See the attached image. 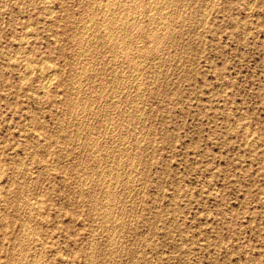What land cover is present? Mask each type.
<instances>
[{
  "label": "rangeland",
  "instance_id": "obj_1",
  "mask_svg": "<svg viewBox=\"0 0 264 264\" xmlns=\"http://www.w3.org/2000/svg\"><path fill=\"white\" fill-rule=\"evenodd\" d=\"M107 1L0 0V264H264V0Z\"/></svg>",
  "mask_w": 264,
  "mask_h": 264
},
{
  "label": "bare ground",
  "instance_id": "obj_2",
  "mask_svg": "<svg viewBox=\"0 0 264 264\" xmlns=\"http://www.w3.org/2000/svg\"><path fill=\"white\" fill-rule=\"evenodd\" d=\"M101 1V0H100ZM129 2L130 4V11L129 12H127L126 14H124V15H121L120 17H117V18H114L113 16H115V15H110L111 13H113L112 11H114V9H115V7L114 6H110V4H115V3H124V2ZM158 1V0H157ZM160 1V0H159ZM168 1V0H167ZM139 2V1H138ZM137 2V0H113V1H111L110 2V0L109 1H107L106 3V5L107 6H105L104 8L102 7V9H101V6H100V14H103V17L101 18V23H99L103 28H100L103 32H104V39L106 40L107 39V41L109 42H113L112 44L116 47V48H118L119 46V44L121 43H123V38H125L130 32L132 33V30H135L136 28H137V30H139L138 31V35L140 34L142 37H144V38H147V39H149V41L151 40L152 42H157V43H160V41L158 42V39H161L162 40V38L161 37H163V35H161L162 34V28H166V26H162V24L164 23V22H162L161 23V26H162V28L161 27H159V30H158V28H150V27H146V28H144V27H138V25H139V19H141L140 17H139V19H138V16L135 14V12H134V10H136V7H139L138 5H140L139 3ZM141 2V1H140ZM145 2V1H144ZM144 2H143V4H144ZM151 2V3H150ZM152 2H154V3H156L155 1H152V0H149V1H147L146 2V4H144V5H148V6H150V5H152L153 3ZM186 2V1H185ZM89 3V2H88ZM103 3V2H102ZM110 3V4H109ZM164 3V2H163ZM176 3V2H175ZM24 4V3H23ZM98 4V3H97ZM103 4H105V1H104V3ZM165 4H167V3H165ZM50 5V4H49ZM119 5V4H118ZM117 5V6H118ZM142 5V4H141ZM160 5H162V4H160ZM159 5V6H160ZM99 6V5H98ZM104 6V5H103ZM128 6V5H127ZM163 6V5H162ZM180 6H182V5H180ZM210 6V5H209ZM249 6V5H248ZM94 7H96V5L94 6L93 5V8ZM154 7V6H153ZM164 7V6H163ZM99 8V7H98ZM141 8V7H140ZM142 8H143V6H142ZM148 8V7H147ZM150 8H152V7H150ZM124 9V8H123ZM123 9H122V11H123ZM157 9V8H156ZM164 9V8H163ZM96 10V9H95ZM129 10V9H128ZM139 10V11H138ZM144 10V9H143ZM143 10H142V12H143ZM148 10H149V8H148ZM152 10V9H151ZM150 10V11H151ZM153 10H154V8H153ZM179 10V9H178ZM90 11V10H89ZM88 11V12H89ZM127 11V10H126ZM125 11V12H126ZM137 11L138 12H140V9H138L137 8ZM145 11V10H144ZM147 11V10H146ZM145 11V12H146ZM156 11V10H155ZM155 11H153V12H155ZM165 11V10H164ZM201 11V10H200ZM96 12H98V11H96ZM119 12H120V10H119ZM125 12H123V13H125ZM176 12V11H175ZM179 12V11H178ZM90 13H92V12H90ZM90 13H88L89 15H91ZM147 13V12H146ZM158 13H160V16H159V18H162V16H161V7H159V12ZM187 13V12H186ZM201 13V12H200ZM94 14V13H93ZM97 14V13H96ZM116 14V13H115ZM120 14H122V13H120ZM151 14V13H150ZM153 14V13H152ZM155 14V13H154ZM166 14V13H165ZM98 15V14H97ZM118 15V14H117ZM162 15H163V12H162ZM167 15V14H166ZM93 15H91V16H89V18L90 17H92ZM96 16V15H95ZM94 16V17H95ZM151 15H149V16H147L148 17V21H150L151 23H153V21H152V16L150 17ZM87 17H88V15H87ZM101 17V16H100ZM96 18V17H95ZM156 19V18H155ZM145 20V19H144ZM157 20V19H156ZM85 21H87V19L85 20ZM90 21V19L88 20V22ZM94 21V20H93ZM98 21V20H97ZM141 21V20H140ZM143 21V20H142ZM88 22H84V24H82L83 25V27H82V29H87L89 26H90V23L89 24H87ZM146 22V21H145ZM96 23V22H95ZM141 23V22H140ZM147 23V22H146ZM156 23V22H155ZM89 25V26H88ZM119 25L121 26V29L123 30V31H121V32H123V34L122 35H119L118 36V34H116L117 33V31L116 32H113V30L114 29H109V28H111V27H114V26H117V28H119ZM99 26V25H98ZM142 26V25H141ZM146 26H148V25H146ZM76 27V26H75ZM195 27V26H194ZM116 28V27H115ZM252 28V27H251ZM34 29V28H33ZM91 29V28H90ZM90 29H88V30H90ZM94 29V28H93ZM129 29L131 30L130 32H128L129 31ZM80 32H81V30H80ZM84 32H85V30H84ZM140 32V33H139ZM186 32V31H185ZM33 33V32H32ZM31 33V34H32ZM100 33H101V31H100ZM99 33V34H100ZM178 33V32H177ZM28 34V33H27ZM85 34V33H84ZM166 34V33H165ZM170 34V33H169ZM131 35V34H130ZM139 35V36H140ZM161 36V37H160ZM179 36V35H178ZM100 37H103V36H100ZM131 37H132V35H131ZM136 37V36H135ZM160 37V38H159ZM28 38V37H27ZM73 38V37H72ZM97 39V38H96ZM101 39V38H100ZM123 39V40H122ZM131 39V38H130ZM172 39V38H171ZM71 41V40H70ZM95 41V40H94ZM102 41H104V40H102ZM118 42H119V44H118ZM135 42V41H134ZM139 42V41H138ZM172 42V41H171ZM126 43H128V42H126ZM157 43H156V46H157ZM111 44V45H112ZM110 45V44H109ZM123 45V44H122ZM126 45V44H125ZM128 45V44H127ZM126 45V46H127ZM165 45H167V44H165ZM79 46V45H78ZM150 46H152V45H150ZM154 46V45H153ZM110 48V47H109ZM123 48H126V47H123ZM130 49V48H129ZM138 49V48H137ZM145 49V48H144ZM189 49V48H188ZM20 50V49H19ZM116 50V49H115ZM127 50V48L126 49H124L123 51L121 50V48H120V51H122V52H125ZM136 50V49H135ZM138 50H140V48L138 49ZM179 50V49H178ZM86 51V50H85ZM83 52V51H82ZM112 52H113V50H112ZM132 52V51H131ZM136 52H139V51H136ZM146 52V51H145ZM165 52V51H164ZM115 53V52H114ZM87 55V54H86ZM89 55V54H88ZM120 55V54H119ZM126 55V54H125ZM129 55V54H128ZM142 55H143V53H142ZM94 56H95V54H94ZM116 55H113V57H115ZM133 56V55H132ZM80 56H78V58H79ZM98 57V56H97ZM117 57H120V56H118V54H117ZM122 57V56H121ZM123 58V57H122ZM110 59V58H109ZM157 59H158V57H157ZM6 60V59H5ZM132 60V59H131ZM135 60H136V58H135ZM109 61V60H108ZM154 61V60H153ZM174 61V60H173ZM87 62V61H86ZM85 62V63H86ZM99 62V61H98ZM135 62V61H134ZM104 63V62H103ZM120 63V62H119ZM162 63V62H161ZM133 65V64H132ZM52 66V65H51ZM74 66V65H73ZM134 66V65H133ZM27 67V66H26ZM28 67H30L29 65H28ZM50 68V67H49ZM84 68V67H83ZM112 68V67H111ZM163 68V67H162ZM24 69H25V67H24ZM28 69V68H27ZM30 69V68H29ZM26 70V69H25ZM31 71H32V68L30 69ZM29 70V71H30ZM82 70H84V69H82ZM81 70V71H82ZM31 71L29 72V74L31 73ZM39 71H41V70H39ZM53 71H54V69L52 70V67H51V69H48V70H46V71H43V73H42V78H43V85H47L49 82H50V80L52 79V78H55V77H52L53 75H54V73H53ZM96 71V70H95ZM132 71V70H131ZM26 72H28V71H26ZM118 72V71H117ZM157 72V71H156ZM24 73H25V71H24ZM86 73V72H85ZM84 73V74H85ZM93 73V72H92ZM95 73V72H94ZM123 73V72H122ZM157 74V73H156ZM95 75V74H94ZM145 76V75H144ZM41 78V77H40ZM78 78V77H77ZM94 80V79H93ZM76 83V82H75ZM102 83V82H101ZM130 83V82H129ZM130 84H132V83H130ZM43 85H42V87H43ZM85 85V84H84ZM45 86H44V89H45ZM73 86H74V84H73ZM45 91V90H44ZM95 92V91H94ZM143 92V91H142ZM76 93V92H75ZM108 93V92H107ZM117 93V92H116ZM127 93V92H126ZM43 94V93H42ZM81 94V93H80ZM89 94V93H88ZM43 96V95H42ZM126 96V95H125ZM88 98V97H87ZM72 100H73V98H72ZM99 104H101V103H99ZM107 104V103H106ZM76 105V104H75ZM222 106V105H221ZM96 107V106H95ZM105 107V106H104ZM119 107V106H118ZM83 108V107H82ZM86 108V107H85ZM90 108V107H89ZM122 108V107H121ZM139 112V111H138ZM121 113V112H120ZM92 114V113H91ZM144 114V113H143ZM110 115V114H109ZM83 117V116H82ZM90 117V116H89ZM122 117V116H121ZM68 119V118H67ZM77 120V119H76ZM108 120V119H107ZM120 120V119H119ZM87 121H89V120H87ZM105 123V122H104ZM109 123V122H108ZM139 123V122H138ZM70 124V123H69ZM133 124H135V123H133ZM72 125V124H71ZM80 125V124H79ZM113 126V125H112ZM127 126V125H126ZM118 127V126H117ZM115 130V129H114ZM140 130V129H139ZM138 131V130H137ZM35 132V131H34ZM38 132V131H37ZM89 134V133H88ZM115 134V133H114ZM128 135V134H127ZM102 136V135H101ZM56 138V137H55ZM100 138V137H99ZM128 139V138H127ZM246 139V138H245ZM55 141V140H54ZM115 142V141H114ZM95 144V143H94ZM121 144V143H120ZM107 145V144H106ZM136 145V144H135ZM139 145V144H138ZM137 146V145H136ZM91 148H92V146H91ZM107 148V147H106ZM132 150V149H131ZM97 152V151H96ZM126 153V152H125ZM121 154V153H120ZM130 160V159H129ZM85 161V160H84ZM83 162V161H82ZM21 163H23V162H21ZM125 163V162H124ZM136 164V163H135ZM46 166V165H45ZM103 167V166H102ZM130 168V167H129ZM89 169V168H88ZM115 169V168H114ZM25 172V171H24ZM101 172V171H100ZM143 174V173H142ZM130 175H131V173H130ZM9 181V180H8ZM86 181V180H85ZM84 181V182H85ZM131 181V180H130ZM83 183V182H82ZM85 186V185H84ZM108 186V185H107ZM113 186V185H112ZM8 188V187H7ZM107 192H109V190L107 191ZM106 192V193H107ZM96 194V193H95ZM108 194H106V196H107ZM127 196V195H126ZM98 197V196H97ZM183 199V198H182ZM24 200V199H23ZM124 200V199H123ZM22 202V201H21ZM33 202H34V200H33ZM97 203V202H96ZM108 204V203H107ZM91 205V204H90ZM20 206V205H19ZM17 207V206H16ZM32 207V206H31ZM38 207V206H37ZM101 207V206H100ZM109 207V206H108ZM106 208H107V206H106ZM105 214H107V212L105 213ZM104 214V215H105ZM123 214V213H122ZM111 215V214H110ZM94 216V215H93ZM118 216V215H117ZM116 218V217H115ZM143 223V222H142ZM23 225H25V224H23ZM115 225V224H114ZM26 228V227H25ZM26 230V229H25ZM22 232V231H21ZM22 234V233H21ZM20 234V235H21ZM112 234V233H111ZM23 236V235H22ZM19 237V236H18ZM111 237V236H110ZM93 241V240H92ZM19 242V241H18ZM111 242V241H110ZM118 243V242H117ZM119 245V244H118ZM90 246V245H89ZM91 251V250H90ZM117 251V250H116ZM110 252V251H109ZM87 253H88V251H87ZM113 253V252H112ZM41 254H43V253H41ZM23 258V257H22ZM96 258V257H95ZM39 259V258H38ZM37 262V261H36ZM29 264V263H28ZM41 264V263H40Z\"/></svg>",
  "mask_w": 264,
  "mask_h": 264
}]
</instances>
